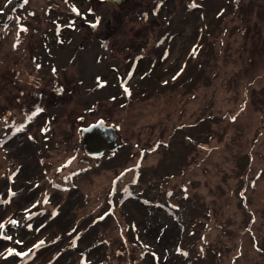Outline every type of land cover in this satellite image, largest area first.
Segmentation results:
<instances>
[{"label":"rangeland","instance_id":"374dc122","mask_svg":"<svg viewBox=\"0 0 264 264\" xmlns=\"http://www.w3.org/2000/svg\"><path fill=\"white\" fill-rule=\"evenodd\" d=\"M9 1L0 264H264V0ZM98 122L121 145L93 161Z\"/></svg>","mask_w":264,"mask_h":264},{"label":"trees","instance_id":"16d2710c","mask_svg":"<svg viewBox=\"0 0 264 264\" xmlns=\"http://www.w3.org/2000/svg\"><path fill=\"white\" fill-rule=\"evenodd\" d=\"M11 1L12 0H10L9 3ZM17 7H19V3L13 4L12 11L16 10ZM11 21H12V18L10 17L8 20H6L2 24V26H4L7 23H11ZM7 26H9V25H7ZM17 63H16V65L18 66ZM0 68H2V66H0ZM17 72H18V70L16 72H11V74L13 73V75H15L14 78L12 79V81H11V85H13L14 87H15V85L13 84V81H14V79L17 78V75H18ZM202 144H204V142ZM69 163H70V161L69 160H66L65 163H64V165L62 166L61 170L58 169V173L55 174V176H54L55 181H58L60 183L64 182L66 184H69V188H64V187L61 186V184H59V185L55 186V187H57L59 189H55L53 187L54 185H52V187L50 188V191L55 190V191H58L59 193H63L65 191L70 190L73 187H76L77 184L75 183V181L74 180L73 181L71 180V178H72V177H70L71 176L70 175L71 173H67L65 171V169H67L66 167L68 166ZM50 191L47 192V194H45V191H41V193H42L40 195L41 196V202H42V204L44 206L48 204L47 203V200H49V196L52 195L51 194L52 192H50ZM202 206H203V204H199V205H196V203L194 204V207H195V209H194V215H192V221L193 222L195 221L196 215H198L197 216V219L200 218V214L202 213V209H201ZM206 215L207 214H205V216ZM197 230H198V228H197ZM197 230H196V232H197V234L199 236L200 229L198 231ZM185 245H186V248H187L189 254H192L194 256V259L197 260V261L205 260V261H208L209 262L210 261V257L213 256V252L214 251L211 250V249H209V247L207 245H204V244L202 245L201 242H200V240H198L197 237H193V236L187 237V240H186V244Z\"/></svg>","mask_w":264,"mask_h":264},{"label":"water","instance_id":"95a60500","mask_svg":"<svg viewBox=\"0 0 264 264\" xmlns=\"http://www.w3.org/2000/svg\"><path fill=\"white\" fill-rule=\"evenodd\" d=\"M12 1L6 8L5 15L8 14ZM119 2V0H116ZM82 140L84 143V152L90 159H100L106 154H113L120 148L117 129L113 125L105 122H98L82 129Z\"/></svg>","mask_w":264,"mask_h":264},{"label":"flooded vegetation","instance_id":"af4514ba","mask_svg":"<svg viewBox=\"0 0 264 264\" xmlns=\"http://www.w3.org/2000/svg\"><path fill=\"white\" fill-rule=\"evenodd\" d=\"M99 22H100V20H99ZM93 28H94V27H93V26H91V28H90V29H92V30H93ZM78 84H79V83H78ZM31 113H32V115H34V112H33V111H31ZM108 125H110V124H108ZM87 127H88V126H87ZM84 153H85V152H84ZM87 158H89V157H87ZM89 159H90V158H89ZM100 159H101V158H100ZM90 160H93V161H94L95 159H90ZM97 160H99V159H97Z\"/></svg>","mask_w":264,"mask_h":264},{"label":"snow or ice","instance_id":"6c2138e0","mask_svg":"<svg viewBox=\"0 0 264 264\" xmlns=\"http://www.w3.org/2000/svg\"><path fill=\"white\" fill-rule=\"evenodd\" d=\"M0 227H2V226H0Z\"/></svg>","mask_w":264,"mask_h":264}]
</instances>
